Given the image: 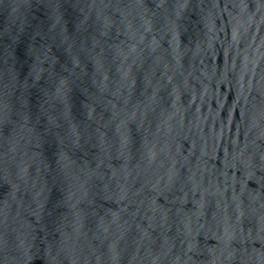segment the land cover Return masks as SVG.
Segmentation results:
<instances>
[{
  "label": "water",
  "instance_id": "1",
  "mask_svg": "<svg viewBox=\"0 0 264 264\" xmlns=\"http://www.w3.org/2000/svg\"><path fill=\"white\" fill-rule=\"evenodd\" d=\"M0 264H264V0H0Z\"/></svg>",
  "mask_w": 264,
  "mask_h": 264
}]
</instances>
